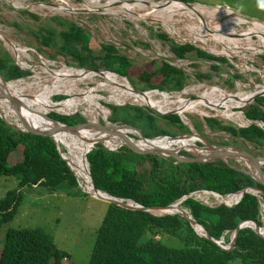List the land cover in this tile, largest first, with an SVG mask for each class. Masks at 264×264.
<instances>
[{
	"label": "trees",
	"instance_id": "16d2710c",
	"mask_svg": "<svg viewBox=\"0 0 264 264\" xmlns=\"http://www.w3.org/2000/svg\"><path fill=\"white\" fill-rule=\"evenodd\" d=\"M183 1L192 3L188 0ZM20 13L28 15L35 21L39 20L37 16L26 11ZM41 23L36 30H28V33L40 48L53 51V54L48 55L49 59L60 55L77 69L115 74L124 78L132 87L141 84L139 88L136 87L140 92L148 90L177 92L185 84L186 78L180 70L165 63L153 66L152 62L140 66V72L134 81L129 75L132 69L129 60L113 46L101 44L98 46V53L94 54L84 30L72 21L52 16ZM11 26L17 31L21 30L16 23H12ZM153 36L165 43L168 51L177 58L227 63L224 58L211 56L188 43L175 44L162 32H156ZM260 59L264 63V53ZM210 70L217 72L219 68L210 65ZM29 75L28 71L13 65L7 52L0 51V77L5 82ZM194 77L197 80H209L210 74L195 72ZM235 79L240 77L232 75L226 84L231 88V82ZM63 96V99L70 97L66 94ZM52 97L43 101H53ZM56 98L60 99L59 96ZM93 103L95 107L89 109L88 114L94 121L97 122V116H100L107 118L109 123L127 124L139 130L144 138L189 134L188 128L181 124L174 114L158 116L146 107L128 104L119 107L108 105L106 107L109 110H106L99 102ZM221 104H225L220 106H224L228 110L226 113L230 114L232 107L227 108L229 105L223 102ZM21 108L26 109L24 106ZM53 111L69 115L74 110L64 108ZM241 112L247 120L264 124V97L254 98ZM47 113L37 112L35 115L42 117ZM2 115L7 120L6 116ZM48 117L66 125L81 123L84 120L78 114L64 117L49 113ZM158 120L162 122V126L157 123ZM203 122L209 132L226 134L231 138L233 145L236 144L235 139H240L248 143L252 150L261 151L264 148V132L256 125L236 129L222 124L215 118H203ZM192 128L200 133L199 123H193ZM63 135L68 138V134ZM76 136L77 146L86 158L94 188L113 198L130 200L142 207L167 206L181 196L198 190L211 191L219 195L233 193L246 187L263 190L248 176L231 169L222 161L175 164L171 159L136 155L125 148L111 152L98 145L94 146V142L100 141L103 145L114 148L118 141L92 131L81 130ZM71 137L70 135L69 138ZM55 141L61 146L57 140ZM154 141L169 140L157 138ZM138 144L143 145L141 142ZM224 144L227 143L219 145ZM88 150L90 151L86 154ZM73 151L78 153L74 147ZM63 155L66 159L65 151ZM67 161L70 164L68 156ZM143 161L149 164V169L137 170L136 167ZM229 164L235 165L233 162ZM85 169L87 173V168ZM2 177L13 178L16 187L7 191L0 199V226L12 220L16 214L20 191L23 189L41 188L45 193L54 192L61 185L77 189L74 176L60 158L51 139L14 131L0 120V178ZM262 198L264 200V197ZM106 205L95 231L87 264H264V239L249 229L238 231L231 250H221L213 242L196 236L187 222L177 215L154 216L147 212L125 210L114 204ZM180 206L188 209L191 218L203 227L213 240H218L224 231L234 230L239 222L257 221L258 218L256 198L249 194H243L238 204L232 208L224 206L207 208L191 199H186ZM165 212L181 213L178 210ZM194 230L196 234H202L197 226ZM156 236L158 239L154 240ZM166 239L176 240L178 246L165 245ZM66 257V253L55 247L50 235L40 228L7 230L0 250V264H60Z\"/></svg>",
	"mask_w": 264,
	"mask_h": 264
},
{
	"label": "rangeland",
	"instance_id": "374dc122",
	"mask_svg": "<svg viewBox=\"0 0 264 264\" xmlns=\"http://www.w3.org/2000/svg\"><path fill=\"white\" fill-rule=\"evenodd\" d=\"M87 1L88 0H42L41 2H36L34 0H0L1 34L20 47L30 49L32 48L33 50L36 49L35 53H30V62L28 61L27 63L31 65V72L29 71L31 75L23 79L27 83L25 82L23 84H15L13 87L19 89L22 88L24 91H26V87L36 83L34 80L35 77L44 76L40 69L45 65L51 71L59 70L62 65L75 68L67 59L63 58L60 55L55 56L54 59H49L48 55L53 54V51L47 48H40L39 45L34 41L32 36L28 33V30H36L38 26L42 25L41 22H44L45 19L51 16H59L63 19L75 22L77 25H79L89 38L88 43L91 48V51L94 54L98 53V46L105 42L104 40L111 41L122 47L118 49L129 60L132 66L129 75L134 81L136 76L140 72V66L143 65V62L147 61L144 64L152 62L154 66V64L156 65V63H159V61L157 59H153L150 61V59L155 57L158 58L159 56H161L163 50L166 51L165 43L157 40L153 36V34H155L156 32H162L168 38H173L181 43L191 42L196 48L202 47L206 52H209L208 49H212L215 51L213 55L220 56V54L217 53L221 51V48H223V46H220L219 44H217V42L214 43L212 41L208 43L206 41V45H200L190 39L192 31H195L194 28L199 25L197 19H191L187 15V17H181L179 19L174 18L173 22L170 24L171 28L173 29L171 33V31H169L160 22L150 20H141L134 22L131 21L127 16L120 13H102L101 10L95 9H92L90 11L80 10L82 8V5ZM92 1H97L98 6L101 7V5H103L106 0ZM150 1L157 2L160 0ZM188 1L192 2L190 4H193V6H202L201 8L208 10L212 8H219L220 11L223 12L225 6L231 9L233 14H230V16L215 15L211 17L212 19L209 22H207L206 20L208 26L211 25L213 28L217 29L218 32H223L224 34H230V32H235L236 34H239L246 30L245 25H232L234 27V32H232L231 28L220 25L223 20L224 23L227 24H237V22L230 20V18L234 16H238L240 18L247 19L250 21H258L264 23V0ZM43 3L52 4L53 6L48 7L45 6ZM40 5H42V7H39ZM57 6H67V9L59 12L57 10L51 9L56 8ZM18 8H26V10H20ZM20 11H26L28 13L34 14L38 17L39 20L35 21L28 15L21 14ZM12 23L18 24L21 30L17 31L14 27L11 26ZM189 28H192V31ZM249 41V45L246 43L238 44L237 49L236 47H234V49H228L225 51L226 54H229L232 57L231 59L227 60H229L233 64H239L236 65V68H233L232 70L228 71L230 73L226 76V69L223 72L220 70L219 72H216L215 75H212V77L210 76L209 81L205 82L207 86L216 90L217 93L220 94L221 98L228 93H250L255 91L256 87L264 86V63H262L263 61L260 59V56H262L261 54L263 52L260 54L261 50L256 47L257 38L255 35H250ZM142 43H147L149 45L146 48L142 45ZM232 43V45L236 46L234 42ZM131 47H138L139 49H141V53L133 54L131 52ZM1 50L7 52L10 56L8 48L2 41H0V51ZM186 60L191 62L190 66L196 65V67H194L195 71L200 73H205L208 71L207 63L199 61L195 58H186ZM232 74L239 75L240 79L235 80L233 82V87L230 88L228 85H226V79ZM84 81L79 82L80 84L74 86L72 83H70V86H68L66 89L64 88L65 90H62L61 92L66 95L73 96L74 94L71 93L70 89H75L78 87L80 90H89L90 93H96L102 96V98L108 97L114 101L117 99V93H115L116 91H112L105 80L96 77H91L85 82ZM190 85H193L194 87H190ZM87 86H90V88H88ZM140 86L141 84H135V87H132L130 85L132 89H137ZM185 86H189V88L193 89V92L191 95L181 96L183 100H186L188 98L194 99L196 95L202 91L200 87L195 86V82H190L188 79ZM57 87L60 89L63 88L61 85H58ZM121 87L124 88L125 86L121 85ZM212 89L206 90L205 94L203 95L205 97H212ZM54 90V86L48 85L44 87V89H41L39 93L35 94L37 92L36 91L31 93L30 95L37 96L40 98L51 97L54 95ZM26 93L30 92H23V94ZM160 94L164 95L163 93ZM57 96H59L60 99L56 98ZM63 98V95H54L51 99L53 101H59ZM202 98V96H198V100L201 101ZM1 102L6 103L5 101ZM99 104L106 110L108 109L106 106L113 105L111 103H107L104 99L100 100ZM125 104L145 108V106L136 105L131 102H124L122 104H117L113 106L119 107ZM210 105L213 104H211L210 102ZM202 106L207 107L205 105ZM244 106H242L241 108H233V113H237L238 115L242 114L241 110L244 108ZM195 107H198V105ZM222 107L224 106H221L220 108ZM20 110L25 111L27 113L30 112V110L27 109ZM49 113H55L64 117H69L73 116L74 114H78L82 118L86 119V117L82 115L80 108H78L76 111H73L69 115H62L54 111H50L47 114ZM109 115H107V117ZM201 116L204 115L202 114ZM201 116L195 113H186V117L190 126L189 128L193 133H196L197 135L201 136L211 145H219L225 142L227 144L233 145L231 138H229L226 134L209 132L204 125L203 117L201 120ZM207 116L216 118L224 125H231L236 127V124H234L232 120H227L217 113L210 112L207 114ZM97 118L99 122L101 120V117L97 116ZM6 121L9 123H14L13 119H8ZM157 123L162 126V122L160 120H158ZM193 123L200 124V133L195 132V130L192 128ZM62 141L63 143L60 142L61 146L58 145V147L62 151L61 153H64L65 151L67 160L66 150L68 147L63 139ZM235 141L236 146L247 149L254 155H264V148H262L261 151L252 150V147L248 143L243 142L240 139H235ZM75 155L80 161L79 154L75 153ZM136 169L139 171L148 170L149 164L146 161H143L136 167ZM76 183L77 185H79L77 179ZM15 187L16 181L13 178H0V199L4 196L7 191L12 190ZM84 194L85 193H82L80 188L77 187V189H70L66 185L59 186L54 192L51 193H45L42 191L41 188H38L36 190H21L20 201L16 210V214L14 215L12 220L0 226V250L4 235L7 230L40 228L45 233L50 235L53 244L58 250L67 254V257L63 259L60 264H87L94 240L95 231L101 221V218L106 210L107 205L103 201L90 197L89 194ZM228 237V235L224 237V240L226 242L228 240ZM157 239V236L154 237V240ZM164 242L165 245L171 244V247L178 246L177 241L174 239H166Z\"/></svg>",
	"mask_w": 264,
	"mask_h": 264
},
{
	"label": "bare ground",
	"instance_id": "6f19581e",
	"mask_svg": "<svg viewBox=\"0 0 264 264\" xmlns=\"http://www.w3.org/2000/svg\"><path fill=\"white\" fill-rule=\"evenodd\" d=\"M114 2H117V4L111 5ZM39 7H42V5H40ZM201 7L194 6L191 9V8H187L184 5L178 2L172 1V0H160L157 2H152L150 0H135L133 2L106 0L104 4L101 5V7H99L97 4V1L88 0L86 3L82 5V8L80 10L90 11L92 9H95V10H101L102 13H111V14L120 13V14L127 16L131 21H134V22L141 21V20H150V21L160 22L169 31H171V33L173 29L171 28L170 24L173 22V19L174 18L179 19L181 17L188 16L191 19L192 18L197 19L199 23V25L196 28H194L195 31H192V28H189L192 31V35L191 36L189 35V36L193 42H196L200 45H204L206 41L210 40L213 42H217L218 44H221L226 49H234V47L236 46L232 45L233 44L232 42H234L237 45L236 38H247L250 35H256L258 42H259V47L264 49V35H263L264 34L263 32L264 24L254 22L251 28L245 30L244 32L239 33L238 35H233L234 33H231V32L230 34H224L223 32H218L217 29L213 28L211 25L208 26L207 22H209L212 19L211 17L215 15L227 16L229 11H227L226 9L225 10L223 9V12H222L220 11L219 8H212L208 10V9H204ZM66 9H67V6L65 7L57 6L55 10L59 12L62 10L64 11ZM230 20L235 21L237 23L239 22L244 23L243 22L244 20L241 19L240 17H232L230 18ZM220 25L231 28V25L233 24L224 23V20H223V22ZM249 30L251 32H249ZM20 54L26 57L23 51H21ZM40 71L42 72L44 76L35 77L34 80L36 83L26 87V91H24L22 88L19 89V88L13 87L15 84H20V83L23 84L26 81H23V82H19L22 80H19L16 82L11 81L6 84L7 91L12 96H15L20 99L21 106H24L26 107L27 110H30V112L27 113L25 111L20 110L22 108L19 107V115L21 116V118L26 120L30 126H34L39 129L48 128L51 125L50 123L46 122L43 119V117L37 116L35 115V113L50 112L53 110H59V109H64V108L72 109L74 111L80 108L82 115L86 117L87 120L96 122L90 117V115L88 114V110L93 109L95 107L93 105L95 103L93 102H99L102 99H104L107 103H111L113 105L122 104L124 102H131V103H134L140 106H149L153 110L160 112V113H165L170 110H174L178 113H195L201 116L202 114L206 115L210 112H214L224 117L227 120L229 119V120L235 121L239 117L237 113L227 114L226 112L228 110L224 107L220 108L221 106H218V105H225V104H221L223 102L229 105L227 106V108H231V107L240 108L244 105V103L247 100H249V98L254 93H257L260 91L264 93V89H263L264 87L261 86V87H257L255 91L250 92V93H234V94L228 93L224 97L221 98L220 94H218L216 90L212 89L211 87H207L204 90H202L200 93H198L195 99L186 101V100H182L179 96H170L164 93H163L164 95L160 93H153V92H146L144 93V95L134 93L130 85L124 78H119L118 76L108 74V73H102V74L91 73V72L82 71L80 69L72 68L68 66H61L59 70L51 71L46 67V65L44 67H41ZM91 77H96V78L105 80L107 84L109 85V87L111 88V90L116 91L115 93H117L116 95L117 99L114 101L108 97L102 98V96L96 93H93V92L90 93L89 90H86L88 91L86 92V91L80 90L78 87L75 89L69 88L71 90V93L74 95L70 96L69 98L59 100V101L46 102V101H43V99H46L48 97L40 98L37 96L30 95L31 93L36 92V91L37 92L35 94L39 93L41 89H44V87L48 85L55 87V90L53 91L54 95H64V93H62L61 91L65 90L68 86H70L69 85L70 83H72L73 86L78 85L80 84L79 82H82L84 80L86 81ZM52 79H56V80H52ZM58 85H61L63 88L62 89L58 88L57 87ZM121 85L125 87L123 88L121 87ZM87 87L90 88V86H87ZM208 89H212L213 91L212 97H205L203 95ZM23 92H30V93L23 94ZM198 96L203 97L201 101L198 100ZM210 102L213 105H210ZM197 105L198 107H195ZM202 105H205L207 107H203ZM0 112L6 116L7 120L13 119V122H15L14 121L15 114L10 109L7 103H2L0 101ZM15 123L17 124V126H19L17 122ZM127 132L134 133V131H131V130H127ZM57 135L60 136L66 142V145L68 147L66 150L67 156L72 166V167L70 166V168L72 171L74 169L73 172L77 178V182L80 188L85 193L87 192V194H89L91 197L97 196V194L93 192L91 188L89 177L86 173V169L84 166V154L77 146V136L71 135L72 137L69 138L70 135H68V138H65V136L62 133L56 134L53 137L59 143L60 142L63 143V141ZM103 136H106V135H103ZM113 140H116V139H113ZM195 141H196L195 137H188V138H183L181 140H173V141L169 140V141H163V142L152 140V141H149V145L153 144L160 148H175V149H184V150L194 151L193 145L195 144ZM141 143L143 144V142ZM73 147L76 148V150L78 151L79 156H80V161L77 159V157H75ZM99 196H103V195H99ZM183 209L184 208L180 206V203H176L174 206H172L170 209L166 211L178 210L179 212L182 213ZM263 221H264V214H263Z\"/></svg>",
	"mask_w": 264,
	"mask_h": 264
},
{
	"label": "water",
	"instance_id": "95a60500",
	"mask_svg": "<svg viewBox=\"0 0 264 264\" xmlns=\"http://www.w3.org/2000/svg\"><path fill=\"white\" fill-rule=\"evenodd\" d=\"M135 0H128L127 2H133ZM175 2H178L182 5H184L187 8H193V4L187 3L183 0H172ZM45 6L51 7L53 6L52 4L48 3H43ZM20 9V8H18ZM20 10H26V8H21ZM7 44L10 45V43L3 39ZM190 45H193L191 42H187ZM201 50L204 51V49L201 47ZM82 71L86 72H91V73H97V74H102V73H108L109 72H102V71H90V70H83ZM114 75V74H113ZM0 101H5L10 109L13 111L15 114V121L19 124L17 126L16 123H9L7 122L3 115L0 112V120L9 128H11L14 131H19L22 133H27L30 135L34 136H40V137H45L51 139L55 145H56V151L58 154L61 153L58 144L54 140V135L56 134H68V135H77L79 131L84 130V131H92L97 134H102L106 135L107 138H113L118 141V145L114 148H109L105 145H103L100 141L94 142V146L98 145L102 147L103 149L109 150L111 152H116L119 148H125L129 152L136 154V155H151V156H159L162 158H167L171 159L174 161L175 164L178 163H211L214 161H222L224 164L228 165L231 169L239 171L240 173L248 176L251 180H253L254 183L260 185L263 190H260L258 188H250V189L256 196V198L260 201L262 197H264V156L260 155H254L251 152H249L247 149L235 146V145H230V144H224V145H211L209 144L205 139H203L201 136L197 135L196 133H193L191 129L189 130V134L186 135H179L175 137H168V136H158V137H153V138H144L139 130L127 125V124H121V123H109L107 122L106 118H101V120L98 122H93L89 121L85 118H83V122L73 124V125H66L59 123L51 118L48 117V114L43 115V119L50 123L51 126L48 128H43L39 129L34 126H30L26 120L21 118L19 115V107H21V102L20 99L12 96L8 91L6 84L8 82H5L1 77H0ZM132 89V88H131ZM134 93L144 95L145 92H140L136 89H132ZM264 93L262 91L254 93L249 100H247L244 105L251 103L254 98L256 97H263ZM151 112L158 116H164V115H177V112L174 110H170L165 113H160L149 106H145ZM123 130V132H122ZM127 130L134 131V133H128ZM188 137H195V143L193 145L194 151H189V150H184V149H175V148H160L156 145L150 144L149 141H152L154 139H168L170 141L173 140H181L183 138H188ZM138 142H143L145 145H140ZM94 146L92 148H94ZM91 150V149H90ZM88 150L86 154L90 151ZM197 152H196V151ZM184 153V154H181ZM85 154V155H86ZM229 162H233L235 165H230ZM84 163L85 167L87 168V175L89 177V182L91 185V188L93 192L97 194V196L92 197L94 199L100 200L105 202L106 204H114L117 207H120L125 210H132V211H141V212H147L151 215L154 216H161V215H177L180 218L184 219L189 228L192 229L194 234L200 238H204L208 241L213 242L215 245H217L216 241L210 238V236L207 234L205 229L201 227L199 224H197L189 214L185 212V210H182V213H170V212H165L166 210L170 209L172 206H174L176 203H180V200L175 201L174 203L167 205V206H151V207H142L138 204H135L134 202L130 200H123V199H117L113 198L105 193H102L98 190H96L93 186V183L90 178V174L88 171V166L86 162V158L84 157ZM68 170L72 173L74 176L75 180L76 177L74 173L68 168ZM78 188H80L79 185H77ZM82 193H85L81 189ZM242 193V192H241ZM87 194V193H85ZM103 195V196H99ZM90 196V195H89ZM91 197V196H90ZM162 212L159 215H155V213ZM247 225V226H243ZM197 226L200 228L202 231V234H196L194 227ZM249 229L251 230L255 235L261 237L264 239L263 236H261L259 232V226L257 225L256 221H242L239 222L238 225L235 227L234 230H232V235L228 240L227 248L221 249V250H231L233 248L235 238L237 236V233L241 229Z\"/></svg>",
	"mask_w": 264,
	"mask_h": 264
},
{
	"label": "built area",
	"instance_id": "2783aa9c",
	"mask_svg": "<svg viewBox=\"0 0 264 264\" xmlns=\"http://www.w3.org/2000/svg\"><path fill=\"white\" fill-rule=\"evenodd\" d=\"M117 1H125V0H117ZM117 2H114L113 4L111 5H116ZM51 9H56V8H51ZM80 9V8H79ZM227 10L229 11L228 15L230 16V14H233L232 10L229 9L228 7L225 6L224 10ZM77 10V9H76ZM75 10V11H76ZM52 17V16H51ZM234 17H238V16H234ZM243 19V18H241ZM244 23H237V24H233L234 26H246V30L251 28L252 27V24L254 22H258V21H250V20H247V19H243ZM76 26L80 27L79 25H77L75 22H73ZM258 23H262L264 24L263 22H258ZM248 25V26H247ZM234 27L231 25V30L232 32L233 31ZM245 31V30H244ZM263 32H264V26H263ZM233 35H238L234 32ZM264 35V34H263ZM256 36V35H255ZM249 38L250 36H248L247 38H236V49L238 48V44H243V43H246L249 45L250 41H249ZM257 38V37H256ZM3 39L7 40L9 44H7ZM170 39V38H168ZM172 40L175 44H178V45H181L183 43L181 42H178L176 41L175 39H170ZM0 41H2L6 47L8 48V51L10 53V59L13 63L14 66H16L17 68L21 69V70H24V71H30L31 72V65L27 64L28 61H30V53H35V50H33L32 48H23V47H20L18 46L17 44H15L14 42L8 40L4 35L1 34V31H0ZM105 42H103L102 44H105V45H111L113 46L114 49H116L120 54H123L120 52V50L118 48H122L120 47L118 44H115L111 41H106L104 40ZM149 42V41H148ZM208 43L209 42H212V41H207ZM184 43H187V42H184ZM216 43V42H214ZM207 43H205L204 45H206ZM218 44V43H217ZM143 46H145L146 48L148 47L149 44L147 43H142ZM220 46H222L221 44H219ZM165 47H166V51L163 50L161 56H159L158 58H151L150 60H153V59H157L159 61V63H156L157 65L160 64V63H165L167 64L168 66H171L175 69H178L180 70L184 76H185V84L187 83V79L190 81V82H195V86H198L200 87L202 90H204L205 88L209 87L205 84V82L209 81V80H197L195 79L194 77V73L197 72L194 70V68L191 65V62L187 61L186 59H181V58H177L175 56H173L169 51H168V48H167V45L165 44ZM195 47V46H194ZM258 49H260V54L263 52L264 53V49L260 48L259 47V42H258V39H257V46H256ZM198 49H201V47H199ZM226 48H221V51L217 54H220V56H215L213 55L215 53L214 50L212 49H208L209 52H205L208 53L209 55L211 56H214V57H221V58H224L227 63L226 64H218L216 62H207V61H203L204 63H207L208 64V71L205 72V73H209L210 76L212 77V75H215L216 72H212L210 70V65H214V66H217L219 68V71L221 70L222 72L225 71L226 69V72H225V76L228 75L230 72V70H232L233 68H236L237 66L236 65H239V64H233L232 62H230L229 60L227 59H231L232 57L229 55V54H226ZM23 51L25 54H26V57L22 56L20 54V52ZM131 52L133 54H140L141 53V49H139L138 47H131ZM262 53V54H263ZM261 54V55H262ZM124 55V54H123ZM143 55V54H141ZM147 62V61H146ZM145 63V62H143ZM62 66H65V65H62ZM217 71V72H219ZM29 72V73H30ZM202 73V72H201ZM112 74V73H111ZM31 75V73H30ZM29 75V76H30ZM113 75V74H112ZM115 75V74H114ZM232 75H237V74H232ZM230 75V76H232ZM27 76V77H29ZM117 76V75H115ZM221 76V75H219ZM229 77H227L226 80H228ZM239 76V75H238ZM25 77V78H27ZM119 77V76H118ZM240 77V76H239ZM121 78V77H119ZM24 78L22 79H17V80H14V81H19V80H23ZM225 80V81H226ZM235 80H238V79H235ZM233 80L231 82L232 84V87H233V82L235 81ZM11 82V81H9ZM8 82V83H9ZM184 86L177 92H170V93H166V92H159L157 90H148V91H144L145 93L146 92H158V93H164V94H168L170 96H179L181 98V96L183 95H191L192 94V90L191 88H189V86ZM227 85V84H226ZM190 87H194L193 85H190ZM261 87V86H259ZM264 87V86H263ZM257 88V87H256ZM222 89V88H221ZM264 89V88H263ZM225 91V90H224ZM226 92V91H225ZM264 97V96H263ZM182 99V98H181ZM195 99V98H194ZM183 100V99H182ZM190 100H193V98H188L186 99V101H190ZM250 104V103H249ZM247 105V104H246ZM244 106V105H243ZM241 108V107H240ZM220 109V108H219ZM230 113H233V108L231 109V112ZM242 113V112H241ZM181 124H183L184 126L187 125L186 127L188 129H190L189 127V123H188V120H187V117H186V113H178L177 112V115H176ZM202 117L203 118H213V117H209L206 115L204 116H201V120H202ZM216 119V118H215ZM16 122V121H15ZM14 122V123H15ZM234 124H236V127L234 126H231V127H234L236 129H240V128H246L248 127L249 125L253 124V125H256L258 126L263 132H264V124L262 123H259V122H256V121H249L247 120L242 114L239 115L238 119L233 121ZM61 151V150H60ZM62 152V151H61ZM60 158L65 162V165L67 166V168H70V165L69 163L67 162V160L65 159L63 153H60L59 154ZM242 192V193H241ZM243 194H249V195H252L256 198L255 194L250 190L248 189L247 187L246 188H243L241 190H238L236 192H233V193H227V194H224V195H219V194H216V193H213L211 191H206V190H198V191H193V192H190L188 194H185L183 196H181L178 200H180V203H182L183 201H185L186 199H191L199 204H201L202 206H205L207 208H215V207H218V206H224L226 208H232L234 207L235 205L238 204V202L240 201L241 197ZM256 201H257V205H258V218H257V221L258 222V226H259V232L261 234V236L264 237V221H263V214H264V200L263 198H261V200L259 201L257 198H256ZM184 210L189 213L188 209L184 208ZM228 235V240L229 238L231 237L232 235V231H224L222 233V235L219 237L218 240H215L217 245L220 249H225L227 248V244H228V240L227 242L224 240L225 236Z\"/></svg>",
	"mask_w": 264,
	"mask_h": 264
},
{
	"label": "crops",
	"instance_id": "0c3cea01",
	"mask_svg": "<svg viewBox=\"0 0 264 264\" xmlns=\"http://www.w3.org/2000/svg\"><path fill=\"white\" fill-rule=\"evenodd\" d=\"M227 7V6H226ZM261 156H264V155H261Z\"/></svg>",
	"mask_w": 264,
	"mask_h": 264
}]
</instances>
